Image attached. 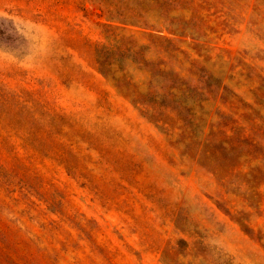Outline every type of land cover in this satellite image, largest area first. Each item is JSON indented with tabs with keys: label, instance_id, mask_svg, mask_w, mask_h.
Wrapping results in <instances>:
<instances>
[{
	"label": "rangeland",
	"instance_id": "1",
	"mask_svg": "<svg viewBox=\"0 0 264 264\" xmlns=\"http://www.w3.org/2000/svg\"><path fill=\"white\" fill-rule=\"evenodd\" d=\"M0 264H264V0H0Z\"/></svg>",
	"mask_w": 264,
	"mask_h": 264
},
{
	"label": "trees",
	"instance_id": "2",
	"mask_svg": "<svg viewBox=\"0 0 264 264\" xmlns=\"http://www.w3.org/2000/svg\"><path fill=\"white\" fill-rule=\"evenodd\" d=\"M99 70L112 83L118 92L128 98L135 106H145L143 112L158 122L165 119L166 111H176L183 115L186 107L181 104L180 92L182 85L178 78L170 77L172 71H167L154 64L148 69L149 79L143 90L139 81H135L128 68L143 70L146 62L138 52L131 48L120 46H101L97 56Z\"/></svg>",
	"mask_w": 264,
	"mask_h": 264
}]
</instances>
